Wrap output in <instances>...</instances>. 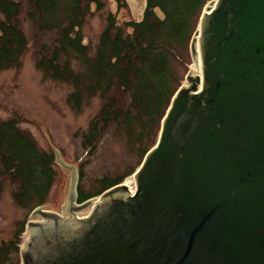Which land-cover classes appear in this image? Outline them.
Returning <instances> with one entry per match:
<instances>
[{
	"label": "water",
	"instance_id": "1",
	"mask_svg": "<svg viewBox=\"0 0 264 264\" xmlns=\"http://www.w3.org/2000/svg\"><path fill=\"white\" fill-rule=\"evenodd\" d=\"M131 1L138 22L146 0ZM189 48L200 71L173 94L133 191L77 203V169L56 154L67 203L31 211L19 264H264V0L209 1Z\"/></svg>",
	"mask_w": 264,
	"mask_h": 264
},
{
	"label": "trees",
	"instance_id": "2",
	"mask_svg": "<svg viewBox=\"0 0 264 264\" xmlns=\"http://www.w3.org/2000/svg\"><path fill=\"white\" fill-rule=\"evenodd\" d=\"M116 1L118 9L126 7L125 0ZM25 2L28 18L37 29L56 34L50 47L41 45L36 68L44 76L72 86L67 101L75 111H81L94 97L102 101L82 134L85 156L94 153L112 122L124 127L129 141L136 147L143 144L144 129L148 131L154 125L159 129L171 96L178 88L171 86L176 81L172 66L178 60L175 47L189 40L196 27L192 29V22L198 21L206 1L146 0L140 21H125L120 25L109 12L92 55L87 53L88 44L83 43L81 28L92 5L95 10L103 8L101 0ZM19 13V0H0V71L21 66L27 39L19 25ZM74 59L79 61L77 68L71 64ZM121 96L127 98L125 104ZM19 121L18 116L0 120V174L17 184L12 192L14 202L31 211L46 201L54 181L55 157L52 151L39 149L32 137L19 128ZM150 147L142 148L141 160ZM135 168L126 175L98 179L99 188L94 193L85 194L78 186V202L120 183ZM78 173L81 174L79 169ZM24 225L10 239L0 242V264H10L12 255L18 253Z\"/></svg>",
	"mask_w": 264,
	"mask_h": 264
},
{
	"label": "rangeland",
	"instance_id": "3",
	"mask_svg": "<svg viewBox=\"0 0 264 264\" xmlns=\"http://www.w3.org/2000/svg\"><path fill=\"white\" fill-rule=\"evenodd\" d=\"M103 8L95 10L94 5L83 21L81 32L83 43L88 44L87 53L92 55L99 43L100 34L107 24V13H113L116 23L120 25L128 20H138L141 16L142 3L126 1V7L117 9L114 0H101ZM206 3L210 0H205ZM19 25L26 36L27 47L21 57L18 69L0 71V120L11 116L19 117V128L26 131L35 141L37 147L44 151H52L65 164L79 169L78 186L83 193H94L98 190V179L126 175L131 172L141 160L142 148L150 147L157 138L158 126L147 131L139 147L130 142L124 127H118L112 122L99 139L96 149L91 156H85L82 146V134L87 130L90 120L94 118L101 107L99 97L92 98L79 112L72 109L67 101L72 86L58 82L44 76L35 66L42 44L48 47L54 41L55 32L39 31L34 22L28 18V5L25 0H19ZM161 17V13L158 12ZM192 29L198 21L192 22ZM194 25V26H193ZM196 28V27H195ZM191 33V31H190ZM192 34V33H191ZM190 34V38L191 35ZM177 44V59L173 61L175 82L172 87L185 83L184 76L193 65L189 43ZM73 68H77L79 61L72 60ZM122 104L127 102L121 96ZM82 165L79 166V163ZM55 171L53 184L48 192L45 209L63 212L70 187L72 170L64 167L58 159L53 163ZM132 178V176H127ZM2 191L0 193V242L10 239L14 231L25 223L30 216L27 208L19 207L12 198V192L17 184L7 176L0 174ZM131 187L134 188L132 178ZM24 233V232H23ZM23 234L20 236L21 239ZM19 254H13L10 264H19Z\"/></svg>",
	"mask_w": 264,
	"mask_h": 264
},
{
	"label": "bare ground",
	"instance_id": "4",
	"mask_svg": "<svg viewBox=\"0 0 264 264\" xmlns=\"http://www.w3.org/2000/svg\"><path fill=\"white\" fill-rule=\"evenodd\" d=\"M192 72H199L200 71V64H199V56L196 55L195 62H193V65L190 67ZM132 178H127L124 180V184L128 187V189L132 190L131 184H132Z\"/></svg>",
	"mask_w": 264,
	"mask_h": 264
}]
</instances>
